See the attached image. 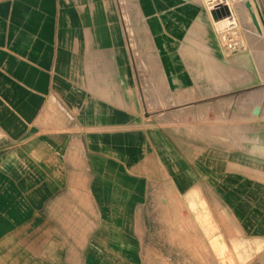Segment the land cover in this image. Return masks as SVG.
<instances>
[{
    "label": "crops",
    "instance_id": "crops-1",
    "mask_svg": "<svg viewBox=\"0 0 264 264\" xmlns=\"http://www.w3.org/2000/svg\"><path fill=\"white\" fill-rule=\"evenodd\" d=\"M74 1L76 10L73 0H0V264H163L172 257L165 248L181 246L153 239V224L162 237L167 215L154 207L163 181L153 176L158 157L161 166L170 153L179 160L175 141L167 130L137 128L141 103L127 68L120 72L128 79L114 83L122 89L116 101L83 94L68 78L84 61L74 41L79 49L84 41V57L92 45L98 89L116 53L103 13L90 19L88 0ZM223 152L224 170L212 174L224 183L223 195H212L219 216H233L247 235L264 234V180L250 175L244 149ZM78 178L86 188H74ZM188 199L210 247L239 246H230L224 224L216 237L200 195Z\"/></svg>",
    "mask_w": 264,
    "mask_h": 264
},
{
    "label": "rangeland",
    "instance_id": "rangeland-1",
    "mask_svg": "<svg viewBox=\"0 0 264 264\" xmlns=\"http://www.w3.org/2000/svg\"><path fill=\"white\" fill-rule=\"evenodd\" d=\"M248 2L262 34L246 8ZM72 5L76 10L74 0ZM223 5L231 13L226 17L220 14ZM98 9L106 30L110 27L116 35L105 86L98 89L91 81L96 73L89 69L96 62L92 45L84 57V41L80 49L75 41L70 47L84 61L72 65L68 78L81 86L78 91L83 94L96 96L99 91L101 98L116 101L122 89L114 83L128 79L120 72L127 68L141 103L137 128L159 136L167 130L174 139L179 160L170 153L168 163L161 166L158 157L153 176L163 181L154 190L158 197L168 194L162 206L159 198L154 205L165 208L167 215L161 220L162 237L156 232L160 225L153 224V239L181 246L167 245L172 259L164 258L163 264H264V234L247 235L233 216L222 211L219 216V201L212 197L223 195V181L215 182L212 174L224 170L218 163L224 161L225 145L244 149L250 175L264 180V0H88L90 19ZM112 47L107 45L106 50ZM76 185L78 190L86 188L79 178ZM188 195H200L202 210L215 220L216 237L225 235L221 231L225 225L228 243L237 242L238 247L209 246L210 235L202 231ZM215 256L216 261L209 262Z\"/></svg>",
    "mask_w": 264,
    "mask_h": 264
},
{
    "label": "bare ground",
    "instance_id": "bare-ground-1",
    "mask_svg": "<svg viewBox=\"0 0 264 264\" xmlns=\"http://www.w3.org/2000/svg\"><path fill=\"white\" fill-rule=\"evenodd\" d=\"M246 8L248 9L250 16L252 17L253 23L258 31V34H262V31L258 23L257 16H256L253 6L248 2L246 4Z\"/></svg>",
    "mask_w": 264,
    "mask_h": 264
},
{
    "label": "water",
    "instance_id": "water-1",
    "mask_svg": "<svg viewBox=\"0 0 264 264\" xmlns=\"http://www.w3.org/2000/svg\"><path fill=\"white\" fill-rule=\"evenodd\" d=\"M220 14H221V17H226V16L230 15L231 13H230L229 8L225 5H223L222 10L220 11ZM213 15H214L215 19H218L217 14L213 13Z\"/></svg>",
    "mask_w": 264,
    "mask_h": 264
}]
</instances>
